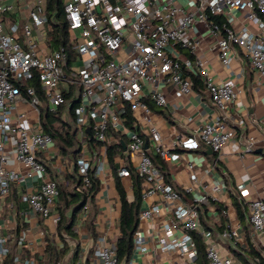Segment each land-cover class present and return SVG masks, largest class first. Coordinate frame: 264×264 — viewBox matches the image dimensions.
<instances>
[{"label": "built area", "instance_id": "obj_1", "mask_svg": "<svg viewBox=\"0 0 264 264\" xmlns=\"http://www.w3.org/2000/svg\"><path fill=\"white\" fill-rule=\"evenodd\" d=\"M44 1L0 0V204L9 196L12 183L25 184L27 180L38 177L40 188L37 192L25 195L27 208L21 213L18 224L27 226L28 222L41 217L43 220L51 219L56 226L53 208L58 200V190L53 180L46 179V168L38 156L54 144L42 132L39 96L28 83L33 78L37 79L45 90L50 110L64 103L61 87L75 83L81 87V102L76 118L81 141L87 140L85 126L89 121L92 123L90 131L93 138L100 143L107 141L105 133L109 127L121 134L127 132L126 151L130 159L138 158L134 168L143 177L142 202L155 194L163 199V208L158 203L142 208L139 221L150 219L161 209L172 215V219L162 229L163 235L157 236L161 249L177 250L194 261L196 246L190 233L195 232L205 243L208 264H240L231 256L223 257L211 240L210 232L201 227L199 213L203 201L194 197L187 202L181 194L164 183L145 149L149 141L140 136L135 123L130 129L126 128L116 114L115 107L119 102L129 103L132 111L139 104L142 90L146 87L151 101L160 109L166 108L167 100L158 91V83L171 86L174 96L181 98L193 90L189 73L198 76L206 86L215 116L194 135L183 139L177 137L173 144L184 149L203 146L221 154L233 137V131L229 128L232 118L226 111L235 96L234 81L230 79L221 84L214 83L204 70L201 59H181L178 50L184 49L193 54L196 41L190 37L189 31L196 21L203 22L211 36L217 39L219 59L225 68L230 66L233 55L240 50L250 68L264 77V0H187V6H181L178 0H63L65 16L74 39L73 48L87 64L78 72L71 69L65 72L66 51L63 48H47L45 27L48 17ZM233 12L244 13L254 31L248 25H242L236 31L208 19L210 15ZM121 51L123 54H120ZM97 93L102 98L92 105L93 102L89 103L88 98ZM20 105L28 106L36 114L33 130L17 125V120L27 115L26 111L19 108ZM256 126L263 137L260 150L264 154V121L256 123ZM151 132L152 141L158 140V132L155 129ZM9 140L14 141V156L5 148ZM255 145L256 140L247 136L239 146L240 152H252ZM102 148L105 152V147ZM86 150L83 145L78 169L87 183L85 176L90 159L84 158ZM155 154L163 159L169 156L159 146L155 147ZM10 155L14 161L27 167L28 171L23 174L7 170ZM187 166L192 169L194 164L189 163ZM102 167L99 159L96 176ZM126 174L123 169L119 172L120 176ZM236 189L246 206L252 231L264 236V186L262 197L255 198H250L251 185L248 180L238 184ZM218 190L217 186L211 188V191ZM184 191L189 193L190 189ZM87 209L85 205L76 221V233ZM24 229L19 233L17 246L26 242ZM241 234L239 225L232 222L220 236L228 242L231 250H235ZM13 235L12 232L5 233L0 224V261L9 254L7 243L12 241ZM171 235V239H166ZM78 238L81 252L76 261H72L73 254H70L69 264H84L89 246H92V258L98 264H117L115 246L108 245L104 236L98 237L91 245L88 239L79 234ZM144 243L145 237L136 231L127 264H136L135 257L138 252L145 250ZM70 247L74 248L72 242ZM20 264L36 263L23 261Z\"/></svg>", "mask_w": 264, "mask_h": 264}, {"label": "crops", "instance_id": "obj_2", "mask_svg": "<svg viewBox=\"0 0 264 264\" xmlns=\"http://www.w3.org/2000/svg\"><path fill=\"white\" fill-rule=\"evenodd\" d=\"M181 6H187V0H178ZM224 20L221 26L238 31L242 25H248L251 31L254 28L246 21L244 13L233 12L219 15ZM190 37L196 41V48L193 54L187 50L179 49L178 53L181 59L194 60L196 57L201 59L203 68L209 78L217 84L234 81V99L228 107L227 113L231 115L229 128L233 131L232 140L222 149L221 154L208 153L207 149L200 146L196 149H184L174 146L177 137L188 138L196 133L205 123L212 120L215 116L214 109L210 105L209 94L204 85L203 90L197 92L194 88L192 93L187 96L176 98L172 87L158 83L157 89L162 93L166 100V108H158L151 100L148 88H143V94L139 100V104L132 109L133 122L137 125L139 134L147 137L149 141L147 153L155 154V147L168 152L169 156L164 159L171 169L170 180L173 189L179 194L187 195L189 201L192 198H200L202 200L201 211L199 213L201 227L210 232L211 240L216 244L217 249L223 257L231 256V247L226 240L221 238V233L216 229L219 227V215L217 213L215 203H222L226 209L228 223L239 225L241 238L236 242L237 249L244 251L247 248L246 234L237 219L236 211L232 205L231 192L236 190V186L244 181H249L251 185L250 198L262 197V188L264 186V154L261 153L260 147L263 145V137L256 123L264 121V77L253 71L246 58L240 50L233 55V59L228 68H225L219 59V50L217 39L213 38L208 27L203 22L196 21L189 31ZM218 38V37H217ZM120 54H123L121 51ZM87 65L85 60L78 58L70 69L78 71ZM78 68V69H77ZM70 70V71H71ZM151 87V86H150ZM149 87V88H150ZM102 98L100 93L88 98V102L96 105L97 101ZM141 100H147L153 108L161 113L149 110ZM129 104V103H128ZM130 105V104H129ZM26 105H20L22 111H28ZM124 103H118L115 112L121 118ZM37 119V117H36ZM123 120V119H122ZM124 121V120H123ZM17 125L24 129L33 130V124H30L26 118L17 120ZM155 129L159 134V139L152 141L151 130ZM128 133L122 134L127 140ZM250 136L256 140L255 149L252 152L241 153L239 146L242 145L243 138ZM113 137H110L112 141ZM128 141V140H127ZM14 141L9 140L6 144V150L13 154ZM257 151H260L259 153ZM100 162L102 170L97 174L101 183L100 191L97 194L98 215L96 217V229L100 236L106 238L107 244L115 246V240L119 234L118 220L120 216V201L116 192L110 170L107 166V159L103 148L100 149ZM10 155V160L6 166L7 170L26 173L27 167L14 161ZM46 169V179L59 183L67 184V173L72 171L73 165L62 159L53 145L47 151L38 154ZM84 158L91 159L90 154L86 150ZM137 157H131L133 167L136 166ZM115 163L120 170L124 168V160L120 157L115 158ZM193 163L192 169L188 168V164ZM121 182L127 193V199H133L131 193V178L126 174L121 176ZM41 181L38 177L32 181L27 180L25 184H11L10 194L0 204V224L5 233L15 232L18 221L27 208L24 200L28 193L37 192L40 188ZM217 186L218 191H211V188ZM185 189H190L189 193H185ZM238 193V192H237ZM183 196V195H182ZM238 199L239 194H238ZM184 199V198H183ZM185 200V199H184ZM241 201V200H240ZM243 203V201H241ZM160 204L162 207L163 199L160 195L155 194L149 199L142 202L141 209L149 207L151 204ZM244 205V203H243ZM246 208V206L244 205ZM163 208V207H162ZM54 215V214H53ZM172 215L165 209H161L158 214L152 215L150 219L139 221L138 231L145 237L143 252H138L135 257L136 264H196L197 253L194 261L189 260L185 255L177 250H162L157 236L163 235V227L169 223ZM18 220V221H17ZM245 222L249 226L248 236L251 243L256 247L264 248V236L256 234L248 222V214L246 210ZM80 224V223H79ZM78 224V225H79ZM43 225L46 229H41ZM56 226L51 219L43 220L38 217L36 221L27 223L24 229V235L28 248L38 255H43V238L44 234H54ZM77 233L84 239H88L87 232L81 223L77 227ZM82 238V240H83ZM172 235L166 237L171 239ZM12 242V241H11ZM35 263V262H33ZM89 264H98L92 257Z\"/></svg>", "mask_w": 264, "mask_h": 264}, {"label": "trees", "instance_id": "obj_3", "mask_svg": "<svg viewBox=\"0 0 264 264\" xmlns=\"http://www.w3.org/2000/svg\"><path fill=\"white\" fill-rule=\"evenodd\" d=\"M44 2L45 13L48 17V22L46 24V45L49 50L63 48L66 51V62L64 66L66 72L79 57L73 48L74 39L72 38V33L69 30V23L65 16L64 1L45 0ZM208 19L218 25L224 23V20L219 15H210ZM189 76L191 77L193 88L197 92H201L204 88L201 79L191 73H189ZM28 85L36 89L40 104H46L43 109L41 105L39 106V123L42 132L52 139L58 155L62 159H67V161L73 165V168L71 172L67 173L66 185L54 181L58 190V200L53 208V214L57 218L56 230L54 234L48 232L44 234L43 255L32 252L28 248L26 242L17 246L18 240L20 239L19 233L26 226L22 223L16 226L13 235L12 241L15 242V248L12 253L9 251V254L5 259L0 261V264H20V262L23 261H28L29 263L35 262L36 264H58L62 262L64 264H69L70 254H73L72 261H76L81 249L78 234L75 232V224L78 217L83 213L85 205L88 206V209L83 221V226L87 232L89 245L97 240L99 237V233L96 229V217L99 212L97 194L100 191L101 183L95 173L97 161H99L100 158V149L103 146L105 147L107 166L119 196L121 207L118 220L119 234L115 240L117 264H127L133 249V235L138 231L143 188V177L138 174L131 163L129 154L123 149V143L126 145L128 141L120 132L110 127L106 130L105 134L107 141L104 143L96 141L92 133H87V140L84 142L81 141L76 124L77 109L81 102V87L78 84L69 83L61 87L64 103L59 105L55 110H50L48 108L45 90L40 86L36 78H33ZM147 100L151 101L149 99ZM147 100H141L142 104L149 110L162 114L161 111L153 108ZM121 118L124 120V126L130 129L133 117L128 103H124ZM91 125L92 123L89 121L85 128L91 129ZM111 136L113 137L112 141L109 139ZM140 136L147 141V137L141 134ZM83 145L91 156L89 169L85 176L87 183L84 181V176L78 169V160L81 159L83 155ZM117 157L124 160L123 170L131 178V193L133 196L131 201L127 199V193L121 182V176L119 175L121 170L114 161ZM149 157L153 165L162 175L164 183L172 187V182L170 180L171 169L168 163L157 154H149ZM46 170L50 171L48 167ZM10 194H13L11 190L9 196ZM182 195L185 201L190 202L187 195ZM231 195L232 205L236 211L237 219L241 223L246 234V241L248 244L244 251L239 249L230 250L231 255L240 264H264V248L260 246L255 247L248 236L249 226L245 222L246 208L238 199L236 190L232 191ZM215 207L219 215V227L216 230L222 232L228 223L226 209L222 203H215ZM41 227L44 226L41 225ZM190 234L196 246V264H208L203 239L195 232H191ZM70 242H72L74 246L72 249L70 247ZM92 253L93 248L89 246L85 255L84 264L90 263Z\"/></svg>", "mask_w": 264, "mask_h": 264}, {"label": "rangeland", "instance_id": "obj_4", "mask_svg": "<svg viewBox=\"0 0 264 264\" xmlns=\"http://www.w3.org/2000/svg\"><path fill=\"white\" fill-rule=\"evenodd\" d=\"M46 28V27H45ZM72 38H73V36H72ZM19 42H21V41H19ZM78 69V68H77ZM80 69H78V71H79ZM77 71V70H76ZM77 71V72H78ZM41 105V108L43 109L44 107H45V103H41L40 104ZM28 107V106H27ZM26 107V108H27ZM29 108V107H28ZM26 113H27V115H26V120L27 121H29L30 122V124H33V123H35L36 122V114L33 112V111H31L30 110V108H29V110L28 111H26ZM0 221H1V216H0ZM41 229H46L45 227H42ZM7 247H8V249H9V251H10V253H12V251H13V249L15 248V242L14 241H12V242H8L7 243Z\"/></svg>", "mask_w": 264, "mask_h": 264}, {"label": "water", "instance_id": "obj_5", "mask_svg": "<svg viewBox=\"0 0 264 264\" xmlns=\"http://www.w3.org/2000/svg\"><path fill=\"white\" fill-rule=\"evenodd\" d=\"M86 132L88 133V134H91V131H90V129L89 128H87L86 129ZM148 148V146H147V144H145V149H147ZM123 149L124 150H126V145L123 143ZM207 152L210 154V153H212V151H211V149H209V148H207ZM258 153L260 152V151H257Z\"/></svg>", "mask_w": 264, "mask_h": 264}]
</instances>
